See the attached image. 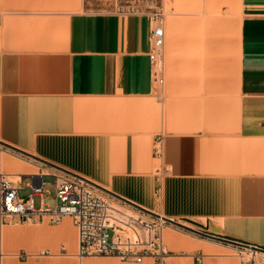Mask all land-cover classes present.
I'll use <instances>...</instances> for the list:
<instances>
[{"label": "crops", "instance_id": "0c3cea01", "mask_svg": "<svg viewBox=\"0 0 264 264\" xmlns=\"http://www.w3.org/2000/svg\"><path fill=\"white\" fill-rule=\"evenodd\" d=\"M156 1L92 10L86 0H0V142L48 163L0 144V173L21 198L45 183L35 210L55 206L52 175L64 170L264 250V0ZM157 11L161 85L148 57ZM186 232L164 230L162 264H264V252ZM77 250L70 217L0 220V264H156Z\"/></svg>", "mask_w": 264, "mask_h": 264}, {"label": "built area", "instance_id": "2783aa9c", "mask_svg": "<svg viewBox=\"0 0 264 264\" xmlns=\"http://www.w3.org/2000/svg\"><path fill=\"white\" fill-rule=\"evenodd\" d=\"M150 23V70L154 82L161 85L165 73L164 14L154 12ZM52 178L55 206L35 210L33 196L45 194V183L30 185L29 195L21 198L18 189L0 173V220L18 218L27 221L37 216L56 224L64 217H70L77 232L78 258H115L136 263L150 258L156 264H162L169 256L162 236L164 230L176 226L167 222L165 217L141 210L80 178L66 174H53ZM50 255L46 250L36 254L37 257ZM20 256L26 255L22 253Z\"/></svg>", "mask_w": 264, "mask_h": 264}, {"label": "rangeland", "instance_id": "374dc122", "mask_svg": "<svg viewBox=\"0 0 264 264\" xmlns=\"http://www.w3.org/2000/svg\"><path fill=\"white\" fill-rule=\"evenodd\" d=\"M147 1L148 2H146V0H86L85 5L86 8L92 10H101V9L127 10L132 8L136 9L137 7L142 5H147L152 7L153 9H156V5H157L156 0H147ZM44 181L46 183H49L50 178H45ZM189 225H185V226L188 227ZM189 227L194 228L193 226H189ZM170 229H174L178 232L187 234L185 230H182L180 228H176L172 226ZM233 254H237V253L233 252ZM237 257L239 259H242V261H248L252 258V254L249 253L246 254V252L242 251V252H238ZM257 264H261V263L257 262Z\"/></svg>", "mask_w": 264, "mask_h": 264}, {"label": "water", "instance_id": "95a60500", "mask_svg": "<svg viewBox=\"0 0 264 264\" xmlns=\"http://www.w3.org/2000/svg\"><path fill=\"white\" fill-rule=\"evenodd\" d=\"M0 144L3 145V146H5V147H8V148H10V149H12V150H14V151H17V152H19V153H22V154H24V155H27V156L33 157L32 155H29V154H27V153H25V152H23V151H20V150L14 148V147L8 146V145H6V144H4V143H2V142H0ZM33 158H35L36 160H39V161H41V162H44V161H42V160H40V159H38V158H36V157H33ZM44 163H46V162H44ZM46 164H48V163H46ZM61 170H62V169H61ZM62 171L65 172V173H67V174H69V175H71V176H74V177L80 178V177H78V176H76V175H74V174H72V173L67 172V171H64V170H62ZM80 179H82V180L88 182L89 184H91V185L95 186L96 188H98V189L104 191L105 193H108L109 195H112V196H114V197H116V198H118V199H120V200H123V201H125V202H128V201H126L125 199H122L121 197H119V196H117V195L111 193L110 191H107L106 189H104V188H102V187H100V186H98V185H95V184H93V183L87 181L86 179H83V178H80ZM128 203H129V204H132V203H130V202H128ZM132 205H134V204H132ZM134 206L137 207V208H139V209H141V210H143L142 208H140V207H138V206H136V205H134ZM153 215H155V214H153ZM155 216H156V215H155ZM166 220H167V222L171 223L172 225H174V226H176V227H179V228H181V229H183V230H186V231H189V232H192V233H195V234H198V235H201V236L207 237V238L216 239V240H219V241H222V242H225V243H230V244H234V245H238V246L246 247V248L252 249V250H254V251H261V252H264V250H262V249H258V248H256V247H251V246L243 245V244H240V243H235V242H232V241H229V240H226V239L213 237V236L208 235V234H206V233L199 232V231L194 230V229H191V228H189V227H187V226H185V225H183V224H181V223H178L177 221H174V220H172V219H168V218H166ZM188 222L191 223L192 225L197 226V227H200V228L202 227L200 224H198V223H196V222H193V221H188Z\"/></svg>", "mask_w": 264, "mask_h": 264}, {"label": "bare ground", "instance_id": "6f19581e", "mask_svg": "<svg viewBox=\"0 0 264 264\" xmlns=\"http://www.w3.org/2000/svg\"><path fill=\"white\" fill-rule=\"evenodd\" d=\"M161 204V203H160ZM161 207V206H160ZM154 212L158 213V215H160L161 217H165V215L163 214L162 211H159L158 208H156V210H153ZM179 222V221H178ZM181 223L183 225H189V223H187L186 221H181ZM189 226H193V225H189ZM188 226V227H189ZM193 229V228H192ZM195 230V229H194Z\"/></svg>", "mask_w": 264, "mask_h": 264}]
</instances>
